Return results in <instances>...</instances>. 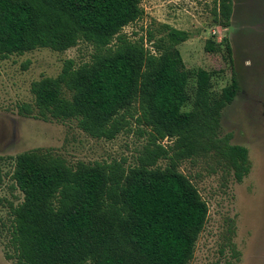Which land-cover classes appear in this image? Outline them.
Wrapping results in <instances>:
<instances>
[{
    "label": "trees",
    "instance_id": "trees-1",
    "mask_svg": "<svg viewBox=\"0 0 264 264\" xmlns=\"http://www.w3.org/2000/svg\"><path fill=\"white\" fill-rule=\"evenodd\" d=\"M233 0H215L216 24L229 28ZM142 0H0V58L40 49L66 52L94 46L92 60L34 82L35 101L22 115L44 122L76 121L95 139L114 140L131 120L151 129L140 165L84 163L71 166L52 151L15 158L12 180L23 201L9 202L7 229L16 264H191L209 206L181 162L201 155L221 158L238 182L250 174L249 150L222 137L223 111L237 97L234 77L220 94L216 72L186 68L178 46L189 33L163 26L152 52L124 29L144 16ZM208 42L206 50L232 61L233 49ZM196 80L194 97L189 93ZM69 92L71 95H67ZM191 104V109L187 107ZM173 140L170 150L159 141ZM168 159L166 168L158 161Z\"/></svg>",
    "mask_w": 264,
    "mask_h": 264
},
{
    "label": "rangeland",
    "instance_id": "rangeland-1",
    "mask_svg": "<svg viewBox=\"0 0 264 264\" xmlns=\"http://www.w3.org/2000/svg\"><path fill=\"white\" fill-rule=\"evenodd\" d=\"M215 0H142L145 11L138 22L123 31L132 40L144 39L155 52L156 38L163 26L189 33V40L178 46L186 68L192 72H216L213 92L220 94L235 77L240 90L222 114L220 135L230 136V144L249 150L250 174L238 182L234 171L221 158L201 155L180 163L179 170L199 190L209 206L208 221L201 233L191 264H264V0H233L231 26L214 20ZM230 41L232 61L221 52L206 50L208 42L222 46ZM96 50L80 43L66 52L40 49L23 56L0 58V264H16L7 258L9 206L23 201V194L12 180L15 158L25 152L52 151L71 166L84 163H120L126 169L140 165L151 147V129L131 120L130 127L114 140L95 139L83 132L76 121L44 122L22 115L31 105L34 82L58 77L68 60L78 68L91 62ZM189 93L194 97L196 80ZM67 95H71L67 92ZM191 109V104L187 107ZM173 140L159 141L170 150ZM170 161L161 158L157 166Z\"/></svg>",
    "mask_w": 264,
    "mask_h": 264
}]
</instances>
